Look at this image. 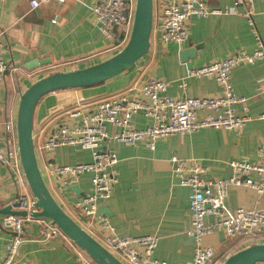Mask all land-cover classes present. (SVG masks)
I'll return each instance as SVG.
<instances>
[{
  "label": "crops",
  "instance_id": "0c3cea01",
  "mask_svg": "<svg viewBox=\"0 0 264 264\" xmlns=\"http://www.w3.org/2000/svg\"><path fill=\"white\" fill-rule=\"evenodd\" d=\"M204 1L210 8L219 9L229 8L233 3V0ZM28 2L0 0L1 57L19 68L14 74H7L0 84V135L3 138L8 137L6 122H12L17 133L19 99L30 84L55 71L100 62L115 54L120 46L114 39L120 31L107 37L96 25L90 9L95 0H49L34 9L29 8ZM159 13V4H153L149 49L132 67L94 86L51 92L39 100L34 110L32 133L42 177L57 203L83 227L85 219L74 204L89 191L91 174L86 173L75 182L80 190L78 197L73 189L65 190L60 180L48 173L45 162L48 159L59 165L88 162L91 160L90 151L76 146H60L48 152L38 149L42 138L54 131L66 111L76 105L77 99L93 101L109 97L149 77L170 82L167 93L172 98L217 96L221 89L212 77L188 78L184 88H180L179 82L186 69L221 59L237 49L248 52L257 49L251 26L242 15L191 16L188 39L178 46L174 42L161 41ZM253 19L264 46V0H254ZM182 50H194L195 53L182 60L179 54ZM230 78L234 92L247 98L245 107L236 106V114L253 118L239 132L206 127L158 139L153 149L144 142L125 144L102 140L99 144V149L111 150L118 158L115 165L118 182L111 196L100 202L99 211L106 215L117 236L157 235L159 240L154 257L169 264L189 262L194 246L193 240L185 233L191 221V191L173 176L170 158L197 159L207 168L205 178H225L230 174L229 161L255 160L258 148L264 145V119L257 118L264 113V60L235 66ZM207 113L199 111L198 116ZM132 124L135 128H143L147 120L138 112L133 116ZM107 130L111 135L118 129L108 125ZM22 191L30 193L28 185L18 184L14 176L0 165V208L13 202ZM225 204L231 211L237 208L264 210V196L252 188L230 186ZM3 216L0 214V263L9 238L1 224ZM205 220L211 222L213 216H207ZM93 237L96 240L103 237L99 228H94ZM202 241L213 250L208 264H222L233 252L264 243V231L259 240L246 241L228 237L223 229L217 228L206 234ZM86 255L89 264H96ZM15 264L82 263L77 260L69 238H45L41 222L33 220L25 225V239L18 247Z\"/></svg>",
  "mask_w": 264,
  "mask_h": 264
},
{
  "label": "built area",
  "instance_id": "2783aa9c",
  "mask_svg": "<svg viewBox=\"0 0 264 264\" xmlns=\"http://www.w3.org/2000/svg\"><path fill=\"white\" fill-rule=\"evenodd\" d=\"M46 1L49 0H29V8H37ZM153 4H159L160 8L158 18L162 42H174L178 46L185 43L191 16L236 14L245 17L251 26L257 49L253 52L237 49L226 57L200 67L187 68L185 75L180 79L179 87L184 88L188 78L212 77L221 89L220 95L172 98L167 93L170 82L149 77L109 97L93 101L77 99L76 105L66 111L65 117L54 131L42 138L38 145L39 150L48 152L60 146H76L90 151L91 160L88 162L59 165L48 159L45 169L60 180L65 190L72 189L82 175L91 174L89 191L80 196L74 204L85 219V227L76 222L92 236L94 228H99L103 237L97 241L123 264L169 263L154 257L159 240L157 235L117 236L113 233L106 215L99 211L100 202L111 196L113 187L118 182L115 169L117 155L111 150L99 149L100 142H144L148 148L153 149L158 139L206 127L239 132L253 118L236 114V106L240 104L245 107L247 98L234 92L230 72L240 64L264 60V46L253 19L254 0H233L232 6L226 9L210 8L204 0H166L165 3L153 0ZM134 8L135 0H95L90 9L103 35L110 37L120 31L125 40L132 26ZM1 53L0 42V84L4 82L7 74L12 75L19 69L2 59ZM199 111L208 113L199 117ZM138 112L147 120V125L143 128H135L132 124V118ZM257 118L264 119V113L259 114ZM108 125L118 130L110 135ZM5 130L8 137L3 138L0 135V165L14 176L18 184H27L17 145V133L12 122L5 123ZM170 162L172 174L178 183L191 191V221L185 233L193 240L194 246L192 259L185 264L211 262L213 250L205 246L202 240L206 234L217 228L223 229L228 237L246 241L259 240L264 231V210L237 208L231 211L225 204V197L230 186L252 188L264 196V145L258 148L255 160L229 161L230 174L225 178H205L207 168L197 159L172 156ZM13 202H18L16 209L25 210L26 215L4 214L1 224L9 233V238L0 264H15L18 247L25 239L27 222H41L45 238H68L49 219L31 216L30 213L34 210L31 192H19ZM207 216H213V221L207 222ZM73 245L77 260L82 264H89L85 259L86 253L74 243Z\"/></svg>",
  "mask_w": 264,
  "mask_h": 264
},
{
  "label": "water",
  "instance_id": "95a60500",
  "mask_svg": "<svg viewBox=\"0 0 264 264\" xmlns=\"http://www.w3.org/2000/svg\"><path fill=\"white\" fill-rule=\"evenodd\" d=\"M152 26L153 0H135L132 26L128 39L121 49L100 62L68 71H55L37 79L24 90L18 103L17 145L23 173L34 199V210L30 214L35 218L49 219L96 264L123 263L65 212L50 193L36 159L32 133L33 114L39 100L51 92L94 86L132 67L149 49ZM194 50H182L179 53L180 58L188 59L194 55ZM72 189L79 197L78 186L73 185ZM18 206V202L7 204L0 208V214L26 215L25 210L16 209ZM258 262H264V243L252 244L233 252L222 264Z\"/></svg>",
  "mask_w": 264,
  "mask_h": 264
},
{
  "label": "trees",
  "instance_id": "16d2710c",
  "mask_svg": "<svg viewBox=\"0 0 264 264\" xmlns=\"http://www.w3.org/2000/svg\"><path fill=\"white\" fill-rule=\"evenodd\" d=\"M128 36H129V35L126 36V39H125V40H124V38H123V33H121V32H119L118 35L115 36L114 39L116 40L117 43H122L123 40H124V42L120 45V48H119V49H121V48L124 46V44L126 43V41H127V39H128Z\"/></svg>",
  "mask_w": 264,
  "mask_h": 264
},
{
  "label": "rangeland",
  "instance_id": "374dc122",
  "mask_svg": "<svg viewBox=\"0 0 264 264\" xmlns=\"http://www.w3.org/2000/svg\"><path fill=\"white\" fill-rule=\"evenodd\" d=\"M87 256V255H86Z\"/></svg>",
  "mask_w": 264,
  "mask_h": 264
}]
</instances>
